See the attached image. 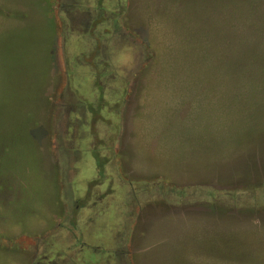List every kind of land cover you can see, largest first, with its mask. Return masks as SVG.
I'll return each mask as SVG.
<instances>
[{"label": "rangeland", "instance_id": "rangeland-1", "mask_svg": "<svg viewBox=\"0 0 264 264\" xmlns=\"http://www.w3.org/2000/svg\"><path fill=\"white\" fill-rule=\"evenodd\" d=\"M0 264H264V0H0Z\"/></svg>", "mask_w": 264, "mask_h": 264}, {"label": "trees", "instance_id": "trees-1", "mask_svg": "<svg viewBox=\"0 0 264 264\" xmlns=\"http://www.w3.org/2000/svg\"><path fill=\"white\" fill-rule=\"evenodd\" d=\"M245 19H246V20L248 19V22H250V24H251L252 16H251V17H250V16H247ZM247 25H248V23H247Z\"/></svg>", "mask_w": 264, "mask_h": 264}]
</instances>
